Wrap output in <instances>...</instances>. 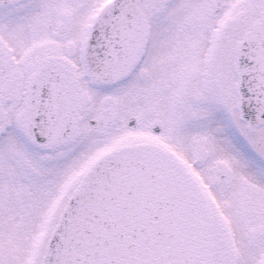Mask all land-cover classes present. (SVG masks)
Listing matches in <instances>:
<instances>
[{
  "label": "snow or ice",
  "instance_id": "snow-or-ice-1",
  "mask_svg": "<svg viewBox=\"0 0 264 264\" xmlns=\"http://www.w3.org/2000/svg\"><path fill=\"white\" fill-rule=\"evenodd\" d=\"M0 264H264V0H0Z\"/></svg>",
  "mask_w": 264,
  "mask_h": 264
}]
</instances>
